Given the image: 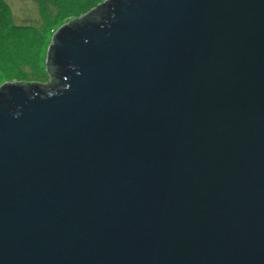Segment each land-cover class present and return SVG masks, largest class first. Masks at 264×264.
Here are the masks:
<instances>
[{
	"label": "water",
	"instance_id": "water-1",
	"mask_svg": "<svg viewBox=\"0 0 264 264\" xmlns=\"http://www.w3.org/2000/svg\"><path fill=\"white\" fill-rule=\"evenodd\" d=\"M108 2L0 87V264H264V0Z\"/></svg>",
	"mask_w": 264,
	"mask_h": 264
},
{
	"label": "trees",
	"instance_id": "trees-1",
	"mask_svg": "<svg viewBox=\"0 0 264 264\" xmlns=\"http://www.w3.org/2000/svg\"><path fill=\"white\" fill-rule=\"evenodd\" d=\"M36 1L40 5L42 15L48 19L43 29L28 24H16L6 0H0V86L5 80H17L12 78L15 72L19 74L23 66L38 63L40 58H43L42 68L45 69L46 55L57 29L72 20L82 21L80 19L83 16L90 17L93 11L109 3V0ZM107 11L109 12V9ZM51 76L49 86L43 90L44 93L54 92L62 86L61 70Z\"/></svg>",
	"mask_w": 264,
	"mask_h": 264
},
{
	"label": "rangeland",
	"instance_id": "rangeland-1",
	"mask_svg": "<svg viewBox=\"0 0 264 264\" xmlns=\"http://www.w3.org/2000/svg\"><path fill=\"white\" fill-rule=\"evenodd\" d=\"M6 3L12 10L16 24H28L36 26L39 29H43L45 22H48V19L42 15L40 5H38L36 0H6ZM72 18L73 17H71V19ZM44 63L46 65V62ZM45 65V69H43V58H40L38 63L35 62L33 64L23 66L19 71V74L18 72H15L14 77H12L16 78L17 80H12L11 82L24 81L46 84L50 77ZM9 81L10 80H5L3 84L8 83Z\"/></svg>",
	"mask_w": 264,
	"mask_h": 264
}]
</instances>
